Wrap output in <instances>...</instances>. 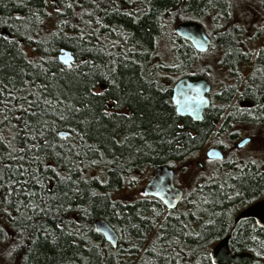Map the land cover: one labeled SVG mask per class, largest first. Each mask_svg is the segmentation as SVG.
<instances>
[{
	"label": "trees",
	"instance_id": "trees-1",
	"mask_svg": "<svg viewBox=\"0 0 264 264\" xmlns=\"http://www.w3.org/2000/svg\"><path fill=\"white\" fill-rule=\"evenodd\" d=\"M186 20L203 27L206 52L174 33ZM263 25L264 0H0L2 264H210L209 247L230 216L264 198V164L240 158L226 137L231 147L214 165L233 156L236 168L189 189L199 178L196 146L220 110L207 109L201 122L180 118L169 88L182 77L209 81L215 46L227 52L228 68L244 65L246 56L236 54ZM61 48L71 51V65L57 60ZM100 84L106 89L98 93ZM249 86L248 116L264 124V71L252 73ZM159 165L177 169L187 193L182 217L154 232L148 218L162 204L122 205L115 192ZM99 218L116 232L115 247L95 232ZM232 245L264 259V232L252 237L240 228Z\"/></svg>",
	"mask_w": 264,
	"mask_h": 264
},
{
	"label": "flooded vegetation",
	"instance_id": "flooded-vegetation-1",
	"mask_svg": "<svg viewBox=\"0 0 264 264\" xmlns=\"http://www.w3.org/2000/svg\"><path fill=\"white\" fill-rule=\"evenodd\" d=\"M57 7V6H56ZM262 28H264V25L261 26L260 28V33L258 34V36L256 37L255 41L252 42V44L248 45L247 48H244L243 53H237L236 56L238 54H241L242 56H246V61L244 63V68L241 67L242 63H239L238 66H232V68H228L226 66V53L221 47L219 46H215L213 52L211 53L212 55V59L214 58V64L211 68V73H210V80L207 82L209 83V91L206 94L208 99H209V105L204 108L203 112H202V119L200 121H194L192 120L190 117L188 116H179L178 114H176L175 111V107L172 104L171 101V94H172V88L174 86V84L179 80L175 81L173 83V85L169 88L170 90V95H169V103L170 106L172 107L174 113L180 117V118H185L188 119L192 122H201L205 116V112L208 110H220L219 114L216 118V121H210L211 123V127H210V131L208 132L207 137L202 140L197 146V154L195 157V164H196V169L198 171V175L199 178H197V181L195 182L194 186H201V185H205L207 181H209V184H216L219 182V179H221L223 177V175L225 173H228L230 171H233L234 168H236V166L231 165V163L236 162L233 160V156L230 157V165H226L225 167L217 170L215 168L214 163H216L217 161H222L221 160H217V159H210L206 157V151L209 148H218L222 151L223 155H225V150L224 148H230L231 146H229L226 140V137H228V139L230 138L233 143V146L235 147L236 151H238L240 153L241 150L244 149V147H246L247 145L250 144L251 140V135L249 134L248 130H245V126L248 124H251L250 122H256L259 126L263 125L262 121L263 117H260L258 120H253L252 118H250V116H248V110L252 107V103L249 102L248 97H249V91L252 90L251 87L249 86V82H250V77L252 75V73H257V72H263L264 71V37H261V30ZM217 41V38H215V42ZM211 43V40H210ZM190 44V43H189ZM191 45V44H190ZM210 46V45H209ZM258 50V51H256ZM198 53V52H197ZM236 56L234 58H236ZM255 65H260L261 68L259 69V67H255ZM200 77V76H199ZM184 78V77H182ZM190 79V78H189ZM194 79V78H193ZM106 89V87L104 86L103 88L100 86H98V93H101L102 91H104ZM208 109V110H207ZM108 112H113V113H118V111H115L112 107L111 104H107V109ZM125 113V112H123ZM244 128L243 132H247L246 136L249 137H245L243 136V138H241L242 136H240V134L242 133V129ZM240 136V141L245 139V138H250L249 142L246 143L244 146L242 147H238L237 143L240 141H237V138ZM243 158V160L250 161V157H244L240 155V158ZM224 158V157H223ZM238 161V160H237ZM204 162H208L206 163L207 165H211V166H206L204 165ZM263 169V166H261ZM154 171V170H153ZM149 176L148 179L146 180H135L132 185L123 188L122 185L118 186V190H126L127 194H124V196L122 197H118V201L120 202V204L122 205H134L136 203H140V202H152V201H156L157 199L152 197V196H146L143 193V188L145 186V184L148 182V180L151 178L152 173ZM225 171V172H224ZM224 173V174H223ZM175 171H174V184L178 187H180L183 191V197L181 199V201L179 202L178 206L173 209V210H169L167 208H165L163 206V204L159 201L162 206L164 207V210L161 211L160 214L156 215V216H152L148 218V221H150L151 225L154 226L153 231L156 232V230H160L162 229V227L166 224V222L168 220H179V218H181L182 216L176 214V212L179 210L180 208V203L182 202V200H184V196L186 195V191L185 189L180 186V184H177L175 182ZM193 186V187H194ZM119 193V192H118ZM264 199V198H260L254 201H248V205L245 206L244 208H241L238 212H236L235 214L230 216V220L229 223L226 226V233L229 231V228L231 227V224L234 220V218L236 217V215L242 211L243 209L247 208L248 206H250L251 204ZM156 201V202H157ZM157 202V203H159ZM149 209V208H148ZM150 211V210H149ZM192 218H194V216H192ZM206 223H203L202 220L201 221H196L195 222V227L197 229L200 230L201 226L204 225ZM242 228L243 232L246 233L249 236H257V235H261L264 232V227L259 225L255 220L253 219H245V220H241L240 222H238V224L235 227V230L233 232V235L239 231V229ZM224 235V236H225ZM233 235L231 237V241H230V245L232 250L235 253H242V252H249L252 255L254 254L252 248L250 249H237L236 247H233L232 245V238ZM216 243H214L213 245H210L209 247V263L212 264L211 262V252L212 249L214 247ZM254 256V255H253ZM255 257V256H254ZM258 258V257H256Z\"/></svg>",
	"mask_w": 264,
	"mask_h": 264
},
{
	"label": "water",
	"instance_id": "water-1",
	"mask_svg": "<svg viewBox=\"0 0 264 264\" xmlns=\"http://www.w3.org/2000/svg\"><path fill=\"white\" fill-rule=\"evenodd\" d=\"M176 35L188 41L193 49L198 53L207 51L210 39L205 34L202 26L195 21L180 22L174 26ZM5 37L9 35L5 30L1 32ZM58 61L66 66L71 65L74 57L71 51L60 49ZM104 87V84H101ZM209 83L203 77L189 79L187 77L179 79L172 88L171 101L175 107L176 114L188 116L194 121L202 119L204 108L209 105L207 93ZM60 137H66L67 132H59ZM250 138H245L237 143L238 147L248 143ZM206 157L210 159H223V153L218 148H209ZM174 169L171 166H157L151 178L145 184L143 193L159 200L163 206L169 210L175 209L182 199L183 191L174 184ZM253 219L264 227V199H261L247 208L240 211L234 218L227 234L218 241L211 252L212 264H264V259L256 258L249 252L235 253L230 245L231 237L236 225L241 220ZM93 227L96 233L100 234L111 246L115 247L118 242L116 232L103 219H95Z\"/></svg>",
	"mask_w": 264,
	"mask_h": 264
},
{
	"label": "rangeland",
	"instance_id": "rangeland-1",
	"mask_svg": "<svg viewBox=\"0 0 264 264\" xmlns=\"http://www.w3.org/2000/svg\"><path fill=\"white\" fill-rule=\"evenodd\" d=\"M235 4H236V2H235ZM242 4L244 5V2L243 1H242ZM261 34H262L261 37H264V28H262ZM166 38H167V34L164 33V35L162 36L163 43L166 42V40H165ZM256 51H258V50H256ZM241 67L244 68V65L241 64ZM257 118L259 119V117H257ZM251 128L254 129L253 134L255 135V139L256 140L253 139V136L251 135L252 142H250L249 145H247L246 147H244V149L240 151L239 155L241 154L244 157H246V156L247 157H250V160H257L259 164L261 163L263 165L264 164V124L261 125V126H258L256 124H252L251 123V124H249V125L247 124L245 126V130L246 129L248 130V129H251ZM241 131H242V133L240 134V136H242L241 138H243V136L249 137V136H246L247 132L246 133L243 132L244 131V128ZM240 136L237 138V141H240V139H241ZM175 170H176V175H178L177 169H175ZM119 179H120V176L118 174V181L116 182L114 180L113 181L114 182L113 184H117L118 185L119 181L121 180V179L120 180ZM194 183H195V181L193 182V184L191 183V185L189 186V189H192L193 188ZM128 184L130 185V183H128ZM125 187H128V185L124 186L123 188H125ZM117 189H119V188H117ZM124 194H127V191L126 190H123V189L117 190L115 192V197H117V198L118 197H122V196H124ZM5 255H7V252L6 251H3V252L0 251V264H2V262H3V256H5Z\"/></svg>",
	"mask_w": 264,
	"mask_h": 264
},
{
	"label": "bare ground",
	"instance_id": "bare-ground-1",
	"mask_svg": "<svg viewBox=\"0 0 264 264\" xmlns=\"http://www.w3.org/2000/svg\"><path fill=\"white\" fill-rule=\"evenodd\" d=\"M15 16L16 17H19L20 15L19 14H15ZM187 21H193V20H186V21H183V22H187ZM194 22V21H193ZM196 23H198V22H196ZM199 24V23H198ZM3 30H5V29H2L1 30V32L3 31ZM174 30V29H173ZM6 31V30H5ZM7 33V32H6ZM174 33H175V31H174ZM8 34V33H7ZM176 34V33H175ZM9 35V34H8ZM1 36H3L2 34H1ZM177 36V35H176ZM3 37H5V36H3ZM5 38H10V35L8 36V37H5ZM180 38V37H179ZM182 39V38H181ZM184 40V39H183ZM61 49H64V48H61ZM59 54H60V50L58 51V54H57V58H58V56H59ZM58 60V59H57ZM74 62V61H73ZM72 62V63H73ZM61 63V62H60ZM62 65H64L63 63H61ZM64 66H66V65H64ZM59 136V135H58ZM109 225V224H108ZM110 226V225H109ZM111 227V226H110ZM112 228V227H111ZM113 229V228H112Z\"/></svg>",
	"mask_w": 264,
	"mask_h": 264
}]
</instances>
